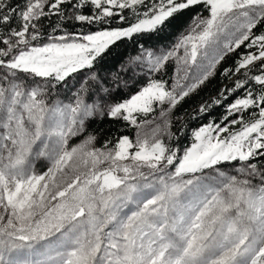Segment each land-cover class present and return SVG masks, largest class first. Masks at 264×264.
Here are the masks:
<instances>
[{"label": "snow or ice", "instance_id": "obj_1", "mask_svg": "<svg viewBox=\"0 0 264 264\" xmlns=\"http://www.w3.org/2000/svg\"><path fill=\"white\" fill-rule=\"evenodd\" d=\"M0 264H264V0H0Z\"/></svg>", "mask_w": 264, "mask_h": 264}, {"label": "trees", "instance_id": "obj_2", "mask_svg": "<svg viewBox=\"0 0 264 264\" xmlns=\"http://www.w3.org/2000/svg\"><path fill=\"white\" fill-rule=\"evenodd\" d=\"M128 52H132L133 49L131 45L127 47ZM235 54L228 57L224 63V66H228L234 59ZM169 73L171 74V66L169 67ZM220 78L219 75L212 79L208 85L202 88L198 94L193 95L192 97L188 98L185 102H183L177 109V115H185L186 113H190L192 109L197 106L202 99H208L210 96L215 95L216 91L220 88ZM223 112V108L214 109L212 116L218 118ZM206 122V121H190V127H196L199 123Z\"/></svg>", "mask_w": 264, "mask_h": 264}]
</instances>
